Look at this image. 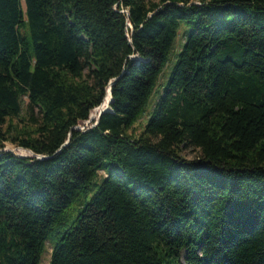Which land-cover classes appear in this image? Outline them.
<instances>
[{
	"label": "trees",
	"instance_id": "1",
	"mask_svg": "<svg viewBox=\"0 0 264 264\" xmlns=\"http://www.w3.org/2000/svg\"><path fill=\"white\" fill-rule=\"evenodd\" d=\"M0 150V264H264V0H0Z\"/></svg>",
	"mask_w": 264,
	"mask_h": 264
},
{
	"label": "rangeland",
	"instance_id": "2",
	"mask_svg": "<svg viewBox=\"0 0 264 264\" xmlns=\"http://www.w3.org/2000/svg\"><path fill=\"white\" fill-rule=\"evenodd\" d=\"M197 3H200V0H197ZM186 28L183 25L182 28L180 29L178 38L176 40V44H175V48L172 50L170 57H169V61L166 65V67L163 70L162 75L160 76L159 82H158V87L156 89V93L152 96V98L150 99V102L146 108L145 113L143 114V116L141 117V119L137 122V124L134 126V128L130 131V134L134 135V136H140L141 133L143 132L146 124L148 123L150 117L153 115L157 104L160 100V97L163 93L164 88L167 85V82L169 80V77L173 71V67L176 64L177 58H178V54L180 53L183 44L185 42V37H184V32H185ZM93 113V112H92ZM91 113V114H92ZM86 125V124H85ZM81 126V125H80ZM5 149L6 151H10L7 147L8 146H15L16 145L12 144L11 142L6 143L5 145ZM19 148V147H18ZM12 152V151H10ZM181 155L186 158L189 161H193L196 160L197 158H199L200 156V151L198 149L192 148V147H181ZM100 178L105 176V174L103 172H99ZM91 195H88V200L91 198ZM52 244L48 243L47 247H46V251L42 257V261L41 264H50L51 262V248Z\"/></svg>",
	"mask_w": 264,
	"mask_h": 264
},
{
	"label": "water",
	"instance_id": "3",
	"mask_svg": "<svg viewBox=\"0 0 264 264\" xmlns=\"http://www.w3.org/2000/svg\"><path fill=\"white\" fill-rule=\"evenodd\" d=\"M115 84V82H112L109 86V89H108V93H107V96H106V99L104 101V103L98 108L99 109V116H98V119L95 120L94 117L92 116V114L90 115V118L88 121L84 122L81 126L77 127L76 129L77 130H84V129H91V128H94V127H97L99 125V122H100V118L102 117L103 114L109 112L111 110V105L113 103V97H112V87L113 85ZM86 124V125H85ZM69 144V140L66 142V144L64 145L67 146ZM23 149V148H22ZM25 150V149H24ZM2 150H0V153H1ZM5 152H10V151H6L4 150ZM27 151H30V150H27ZM33 155L32 156H28V157H37L38 159H46L47 157L46 156H40V155H35L32 151H30ZM13 153V152H11ZM14 154V153H13ZM20 157V156H18ZM22 158H25V157H22Z\"/></svg>",
	"mask_w": 264,
	"mask_h": 264
}]
</instances>
